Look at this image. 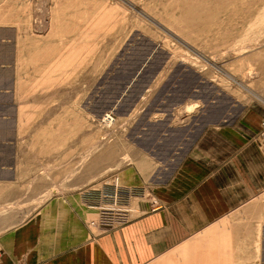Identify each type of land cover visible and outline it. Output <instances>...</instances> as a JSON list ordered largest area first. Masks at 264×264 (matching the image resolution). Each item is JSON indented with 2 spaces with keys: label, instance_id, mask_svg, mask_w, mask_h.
Listing matches in <instances>:
<instances>
[{
  "label": "rangeland",
  "instance_id": "374dc122",
  "mask_svg": "<svg viewBox=\"0 0 264 264\" xmlns=\"http://www.w3.org/2000/svg\"><path fill=\"white\" fill-rule=\"evenodd\" d=\"M202 1L0 0V227L47 191L98 235L104 189L128 225L205 131L264 115V0ZM152 264H264V193Z\"/></svg>",
  "mask_w": 264,
  "mask_h": 264
},
{
  "label": "crops",
  "instance_id": "0c3cea01",
  "mask_svg": "<svg viewBox=\"0 0 264 264\" xmlns=\"http://www.w3.org/2000/svg\"><path fill=\"white\" fill-rule=\"evenodd\" d=\"M254 110L205 131L198 158L158 186L160 206L139 205L142 215L128 225L96 235L78 198L30 195L47 201L0 227V264H152L169 255L264 193V115Z\"/></svg>",
  "mask_w": 264,
  "mask_h": 264
},
{
  "label": "built area",
  "instance_id": "2783aa9c",
  "mask_svg": "<svg viewBox=\"0 0 264 264\" xmlns=\"http://www.w3.org/2000/svg\"><path fill=\"white\" fill-rule=\"evenodd\" d=\"M107 120L112 121L113 118L108 117ZM261 137L264 138V121L262 122ZM104 191L105 189L98 196L95 193L87 192L84 197L90 204H103L99 207H91L92 210L99 211L98 221L91 223V226L99 230V232H106L126 225L128 223V215L131 217L132 214L129 208L123 207L125 205L123 196L120 195L119 197L117 194L110 195ZM124 197L127 198L126 195ZM121 203L124 205L122 206Z\"/></svg>",
  "mask_w": 264,
  "mask_h": 264
},
{
  "label": "bare ground",
  "instance_id": "6f19581e",
  "mask_svg": "<svg viewBox=\"0 0 264 264\" xmlns=\"http://www.w3.org/2000/svg\"><path fill=\"white\" fill-rule=\"evenodd\" d=\"M204 1H205V0H204ZM229 1H230V0H229ZM189 4H190V3H189ZM206 4H207V3H206ZM206 4H205V5H206ZM202 5H204V4H203V1L201 0L200 7H201ZM206 6H207V5H206ZM206 6H205V7H206ZM222 7H223V6H222ZM186 8H188V11H191V10H192V7H191V6L186 5ZM237 8H238V7H237ZM251 8H252V7H251ZM211 10H212V9H211ZM263 10H264V9H263ZM263 10H262V11H263ZM66 11H67V10H66ZM60 12H61V11H60ZM199 12H200V11H199ZM189 13H191V12H189ZM260 14H261V13H260ZM260 14H259V16H260ZM263 14H264V13H263ZM237 16H238V15H237ZM263 17H264V16H263ZM256 20H257V19H256ZM39 26H40V25H39ZM256 26H257V25H256ZM36 27H37V26H36ZM39 31H40V30H39ZM44 51H45V50H44ZM42 52H43V51H42ZM190 107H191V106H190ZM190 107H189V108H186V109H188V111L192 109V111H193L194 108H193V107L190 108ZM195 107H196V106H195ZM189 112H191V111H189ZM110 122H111L110 120H106L105 123L108 124V123H110Z\"/></svg>",
  "mask_w": 264,
  "mask_h": 264
}]
</instances>
